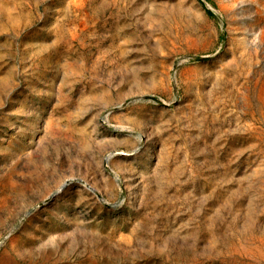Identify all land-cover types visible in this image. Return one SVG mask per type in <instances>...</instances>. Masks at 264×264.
<instances>
[{"label":"rangeland","instance_id":"374dc122","mask_svg":"<svg viewBox=\"0 0 264 264\" xmlns=\"http://www.w3.org/2000/svg\"><path fill=\"white\" fill-rule=\"evenodd\" d=\"M0 264H264V0H0Z\"/></svg>","mask_w":264,"mask_h":264}]
</instances>
